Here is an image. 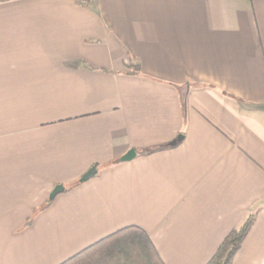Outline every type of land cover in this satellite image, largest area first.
<instances>
[{
  "label": "crops",
  "instance_id": "obj_1",
  "mask_svg": "<svg viewBox=\"0 0 264 264\" xmlns=\"http://www.w3.org/2000/svg\"><path fill=\"white\" fill-rule=\"evenodd\" d=\"M251 214L231 264H264V0L0 1V264L130 226L206 264Z\"/></svg>",
  "mask_w": 264,
  "mask_h": 264
},
{
  "label": "trees",
  "instance_id": "obj_2",
  "mask_svg": "<svg viewBox=\"0 0 264 264\" xmlns=\"http://www.w3.org/2000/svg\"><path fill=\"white\" fill-rule=\"evenodd\" d=\"M5 1V0H0ZM86 4L89 0H77ZM68 187L65 191L78 186ZM256 215L251 214L231 230L206 264H231ZM61 264H163L145 231L130 226L106 236Z\"/></svg>",
  "mask_w": 264,
  "mask_h": 264
},
{
  "label": "water",
  "instance_id": "obj_3",
  "mask_svg": "<svg viewBox=\"0 0 264 264\" xmlns=\"http://www.w3.org/2000/svg\"><path fill=\"white\" fill-rule=\"evenodd\" d=\"M134 152L130 151L125 157H123L122 161H128L131 159V157H134ZM95 168H92L90 171H88L80 180L81 183L87 181L88 179H90L93 175V173H95ZM63 188H56L53 193L51 194V197H54L56 194H58L59 192H62Z\"/></svg>",
  "mask_w": 264,
  "mask_h": 264
},
{
  "label": "rangeland",
  "instance_id": "obj_4",
  "mask_svg": "<svg viewBox=\"0 0 264 264\" xmlns=\"http://www.w3.org/2000/svg\"><path fill=\"white\" fill-rule=\"evenodd\" d=\"M68 214H70V213H68V212H67V214H66V213H64V215H68Z\"/></svg>",
  "mask_w": 264,
  "mask_h": 264
}]
</instances>
